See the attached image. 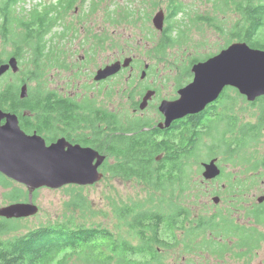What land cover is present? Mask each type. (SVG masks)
<instances>
[{
	"label": "rangeland",
	"instance_id": "obj_1",
	"mask_svg": "<svg viewBox=\"0 0 264 264\" xmlns=\"http://www.w3.org/2000/svg\"><path fill=\"white\" fill-rule=\"evenodd\" d=\"M47 1L41 0L40 3ZM79 2L76 4L77 11L74 13L73 10H70L68 13L66 24H69V30L66 37L63 38L64 40L53 38L52 50L47 53L50 58L48 56L37 58L32 44L27 45L24 42L11 40L5 42L0 28L1 59H6L7 54L16 50L17 46L22 45L25 50L19 62L20 71L14 76L8 75L7 80L19 83V79L22 77L35 76L36 80L26 79L28 88L29 86L36 87L37 83H40L42 89L56 91L60 96L81 97V104H91L110 110L113 106L118 105V94L115 89L119 84L123 85V79L131 72L130 78L134 82L152 84L158 88L159 96L166 97L175 94L176 89L174 87L177 84L184 83L186 69L193 56L202 57L206 54L215 53L225 44L226 39L230 38L228 31L236 19L232 8L220 10L218 8L219 2L216 3V0L214 2L213 0H87L86 2ZM94 2L97 4L92 10L91 5ZM174 2L181 3L185 10L165 18L164 25L176 26L179 30L176 39L180 42L168 45L165 51L157 56L155 46L161 34L152 26L151 18L158 9H162L167 16L170 12V4ZM35 3L38 4V0H18L14 6L18 4L16 9L20 10L19 7L22 4V7L29 9ZM121 8L125 9L124 12L121 11ZM13 14L19 15L15 11ZM216 14L215 23L223 27V30L209 25L204 20H195L197 16L211 17ZM173 35H177V30L173 31ZM49 39L51 38L49 37ZM62 48L65 52L64 65L61 66L55 63L51 52ZM125 56L134 57L131 71H122L120 77H117V80L109 86L103 84L100 87L90 83L92 80L90 73L97 67L122 59ZM35 59L38 60V64L34 63ZM42 62L45 63L47 69L44 70V65H40ZM144 63L149 64L155 71L154 74L151 73L148 78L141 81L139 74ZM226 95L233 106L230 111L236 112L243 103H239L241 101L236 98V94L231 90ZM227 96H225L226 99ZM148 110V114L153 111L152 107ZM123 111L127 112L128 110L124 107ZM203 151L201 149L200 153ZM204 159H207L206 154H200L198 160L204 161ZM188 166V179H193L199 187L197 189L190 187V189L183 191L179 188L180 184L171 185L165 188L162 195L160 192H150V189L138 180L120 176L112 177L109 172H106L101 180L81 189L90 210L94 212L85 216L79 214L78 211L65 208V204L72 196L71 190L68 188L71 185L67 187L68 189L64 187L60 189L39 188L34 191L36 195H33L34 203L38 206L37 213L33 216L13 220L6 223L5 226L10 223L18 224L20 227L15 232L22 233L40 224L71 217V219L83 222L85 225L100 224L111 229L115 235L128 237L135 243L137 239L124 224L123 219L116 214L115 207L117 205L132 204L149 197L153 201H157L161 195L163 200L161 209L163 211L168 212L177 205L188 210L189 220L187 224L190 220L194 221L201 216H212L224 211V202L217 207L212 205L211 196L213 194L211 191L214 187L211 188L210 185L201 183L203 178L201 171L197 173L199 171L197 165L190 162ZM224 167L225 169L230 167L231 171L233 167H236V164L224 165ZM240 167L241 165L239 169ZM247 173L249 172L247 171ZM239 174L244 175V173ZM9 181L10 184L7 179H0V206L10 202L27 200V196L24 197V192H27L26 187L12 180ZM251 186L255 187H252L246 196L254 201L262 191L258 189L259 183ZM13 188H20L23 192H21L22 194L19 193L21 195L19 199L12 200L10 198L9 201L7 193ZM234 218L243 224L245 223L246 226H255L264 233V223H255L252 218L245 215V211H240ZM1 236L6 237V234ZM178 238L180 243L165 255L167 264H264V241L252 254L243 258L240 255H234L233 249L238 252L236 248L231 247V244L236 241L235 237L222 241L219 236L217 237L219 240H213L219 241L221 244L222 242L228 244L222 253V257L200 250L187 252L182 243L184 241L182 232L178 233ZM230 249L232 250L229 252Z\"/></svg>",
	"mask_w": 264,
	"mask_h": 264
},
{
	"label": "trees",
	"instance_id": "obj_2",
	"mask_svg": "<svg viewBox=\"0 0 264 264\" xmlns=\"http://www.w3.org/2000/svg\"><path fill=\"white\" fill-rule=\"evenodd\" d=\"M17 1L0 0V28L5 42L9 40L19 42L13 28L14 20L19 21L27 30L28 39L34 38L39 42L51 25L50 21L47 20L48 12L34 10L30 14V18L16 17L12 12L18 6V4L14 6ZM217 2H219L218 8L220 10L232 8L236 16L228 31L230 38L226 39L222 47L232 41L242 40L252 47L264 49V0H216ZM175 3L170 7V10H172L171 15L184 12L185 9L182 4ZM72 6L70 5L69 9ZM216 19L217 14L211 17L197 16L195 20H204L209 25L223 30V27L215 23ZM174 30H177V35H173ZM164 32V39L159 48L160 53H163L168 45L180 42L176 39L179 32L176 26L169 24L165 27ZM36 54L41 56V53L38 54L37 52ZM212 54H206L202 57L193 56L189 60L187 72L193 62ZM5 60L0 57V63ZM37 61L34 60V63L38 64ZM16 74H18V71L16 73L7 71L0 76L1 109L15 113L36 110L45 113L56 111L69 122L75 120L80 111H98V119L106 124L109 123L110 111L107 109L92 108L90 104H81L69 99L62 100L57 98V92L42 89L40 83H37L36 87L29 86L28 88L27 85V97L20 98L19 86L25 82L24 78H20L19 83L6 79L8 75L14 76ZM35 78V76L31 77L33 80H36ZM182 84L179 83L178 85ZM33 97L38 98L31 102ZM261 97H264V95ZM51 98L55 100H51ZM261 103L264 104V99L261 100ZM185 126L187 130L180 131L178 142H172L173 146L170 143V137L165 138V151L154 142L151 135L117 137V147L121 152L118 156L115 173L123 178H131L142 182L152 193L160 192L162 195L163 191L161 192V190L164 185L180 184L181 190H186L184 186L188 185L186 179H188L187 171L189 167L186 161L194 156V149L198 147L200 140L204 138L203 135L217 138L219 132L212 134L209 131L206 133L196 131L191 134V128L187 122ZM105 129L102 124L99 141L95 143V146L110 155L108 125ZM244 133L253 136L251 133ZM177 144L180 146L174 147ZM212 149L213 152H210L209 156L216 154L214 148L211 146L208 148V150ZM161 151L168 158L163 159L160 166L156 163L154 156ZM173 156L179 157V159L173 158ZM199 156L200 154H198V159ZM197 168L199 171L201 170L199 163H197ZM104 171H110L107 162ZM0 179L7 178L0 177ZM7 181L9 184L11 183L8 179ZM68 186H64V188H69L72 196L65 204V208L78 211L82 216L94 213L90 210V206L82 194L81 189L84 186ZM21 192L23 191L20 188L11 189L7 193L8 200L10 201V198L12 200L19 199ZM34 194L36 195V192ZM26 196L27 192H24V197L26 198ZM160 196L157 201H153L149 197L136 203H124L115 207L116 214L123 219L124 224L137 239L135 243L128 237L115 235L111 229L100 224L85 225L83 222L71 219V217L40 224L22 233L15 232L20 227L18 224L10 223L5 226L6 223L19 219L1 220L0 264H167L165 255L180 243L179 232H182L184 237L182 243L184 250L187 252L200 250L219 257H222L223 251L228 246L227 243L221 244L219 241H213L214 239L219 240L217 238L219 236L222 241L235 237L236 241L231 244V247L236 248L238 252L233 249L234 255H240L243 258L252 254L264 241V233L260 232L255 226L239 227L223 214L201 216L194 221L190 220L187 224L189 220L188 210L181 205H177L168 212L163 211ZM254 222L264 223V214L254 215ZM5 234L6 237L1 236ZM198 240L199 242H194Z\"/></svg>",
	"mask_w": 264,
	"mask_h": 264
},
{
	"label": "flooded vegetation",
	"instance_id": "obj_3",
	"mask_svg": "<svg viewBox=\"0 0 264 264\" xmlns=\"http://www.w3.org/2000/svg\"><path fill=\"white\" fill-rule=\"evenodd\" d=\"M40 1L41 0H38V4H33V6L29 7V9H25L24 7L20 6V10H17L16 8L15 10H13L17 14H19L18 16L20 18H30V14L33 13L34 10L48 12L47 20L50 21L51 25L39 42L34 38L28 39L27 30L21 25L19 21L14 20L13 28L16 36L19 39V42H24L27 45L32 44V48L36 57L48 56L47 53L52 50L51 44L53 38L64 40L63 38L66 37L67 31L69 30V24H66V19L69 11L73 10L75 13L77 11L76 4L80 3L79 1L86 2L87 0H48L46 3H40ZM96 4L97 3L94 2L91 5L92 10H94V6ZM173 4L174 3H171L170 7ZM175 4L179 5L180 3L176 2ZM70 5L73 6L69 9ZM124 10V8H121L122 12H124ZM23 12H27L28 14ZM171 13L172 10H170L167 16L165 15V18L174 15H171ZM151 23L152 26L156 29L152 22V18ZM165 27L166 26L164 25L163 30L156 29L161 34L155 46V54L157 56L162 54L160 53L159 48L164 39ZM49 37L51 39H49ZM23 51L25 50L22 45L17 46L16 50L7 54V57L15 56L18 62H20V58H22L24 54ZM37 52L38 54L41 53V56H37ZM64 52L65 51L63 48L51 52V54L53 55V60L56 64L61 66L64 65ZM17 55H19V57H17ZM48 57L50 58V56ZM125 58H130L129 64L127 66L121 67L117 73L110 75L102 80L94 79V75L99 68H103L107 64H110L117 60L123 61ZM117 60L105 63L104 65H101L94 71H92L90 73L92 79L90 83L97 86L103 84L109 86L115 80H117V77H120L122 71L125 72L127 70H132V62H134V57L125 56L124 58ZM35 61H37V59H35ZM146 64L147 63H144L143 68L140 70L139 79L141 81H143L145 78H148L151 73L154 74L155 71V69L151 68L149 64L147 69H145ZM40 65H44V70L47 69V66L44 62L40 63ZM144 69L146 72L144 76L141 77ZM9 71L13 72L11 70H8V72ZM19 71L20 65L18 72ZM131 75V72H129L128 76L126 75V78L123 79V85L121 86L119 84L115 89L116 93L118 94V105L113 106L110 110H108L110 111L108 124H106L105 122H101L100 119H98V111H80L77 118L72 122H69L66 118H64L60 113L56 111L47 113L41 110L23 111L21 113H15L12 111L10 112L16 114L18 118V124L26 135L40 136L41 138H43L46 145L56 142L60 138H64L68 142L79 143L82 146H89L92 149L97 150L100 154H105V160L100 165L99 170L104 175L106 173L104 171V166L108 161V165L110 166V171L108 172L112 177L119 176L115 173V168L118 164V156L121 152V150L117 147V137H131L133 135H138V137H140L143 135H151L154 138V142L160 145V147L165 151V138L170 137V143L172 144V146V142L177 143L180 136V131L187 130V127L185 126L186 122L191 128V134L195 133L196 131H200L201 133H206L207 131H209L212 134L219 132L217 138H214L213 136L208 137L206 135H203L204 138L200 140L198 147L194 149L196 155L194 154V156L186 162L187 165H189L190 162L195 165L199 163L201 166L200 171L202 174V171L204 169L202 166V162L217 158V164L221 169V176L212 179H201V183L210 185L211 188L214 187V189H212L211 191V194H213L211 196V201L213 203L212 205L217 207L222 205L224 202V211L215 214H223L228 216L232 223L239 227H249L246 226L245 223L243 224L242 222L237 221L234 217L242 210L245 211V215L252 218L253 220L254 215L258 213L264 214V199H258L261 196H264V104L261 103V100H263L264 97L260 96L253 101H248L245 95L239 93L236 88L225 87L220 96L213 102L209 103L204 110L194 114H187L181 118H176L172 120L168 126H165L163 124L165 117L160 110L162 101L173 100L177 98L178 88L190 81L189 79L192 77L191 71L189 70V73L186 71V79L184 80V84H177L174 87L176 89L175 94L167 95L166 97L159 96L158 88L152 84H142L134 82V80L130 78ZM31 77H23L25 81L24 83H26V79H30ZM229 90L236 94V98L241 101L239 103H243L239 106L236 112L230 111L233 109V106L232 103L228 101L229 98L226 95ZM149 91L152 92V95L147 99L146 105L141 108L140 102L142 101L143 96ZM59 96L60 95H58L57 98H60L62 100L69 99L81 103V97L70 95ZM225 96H227V99L225 98ZM37 98L38 97H33L31 99V102H33L34 99ZM51 100L55 99L51 98ZM90 107L94 108L95 106L90 104ZM124 107L128 110L127 112L123 111ZM150 107H152L153 111L151 114H148V109ZM4 123L5 119L1 120L0 125ZM101 123H103L104 129L106 128V125H108L109 128L110 155H107L104 150H99L98 147L95 146V143L99 141L100 127L102 125ZM159 124H162V126H159ZM244 132L251 133L253 136L245 134ZM179 146L180 145L177 144L174 147L177 148ZM210 146L216 151L215 155L209 156V153L213 152V149L208 150ZM201 149H203L204 151L200 153ZM203 153L206 154L207 159H204V161H199L198 154ZM154 157L156 163L160 166V162L163 159L166 160L168 158L167 155H164L163 151L158 152ZM173 158L176 157L173 156ZM176 159H179V157ZM223 163L226 166H228L229 164H236V167H233L230 171L231 168L227 167L225 169ZM240 165L241 167L239 169ZM200 171H198L197 173H199ZM247 171L249 173H247ZM239 173H244V175H240ZM0 175L1 177L6 178L3 174L0 173ZM178 182L179 181L177 180V183ZM186 183H188V185L184 186L185 189H190V187L197 189L199 187L193 179H186ZM258 183L260 184V186H258V189L263 193L261 192L256 197V200L252 201L249 199V197L246 196V194L252 187H255L251 185H255ZM167 186L168 185H164L161 192L164 191ZM179 188L181 189V186ZM214 196L219 197L218 201L215 202L212 200V197ZM4 219L5 218L0 217V221ZM194 242H199V240Z\"/></svg>",
	"mask_w": 264,
	"mask_h": 264
},
{
	"label": "water",
	"instance_id": "obj_4",
	"mask_svg": "<svg viewBox=\"0 0 264 264\" xmlns=\"http://www.w3.org/2000/svg\"><path fill=\"white\" fill-rule=\"evenodd\" d=\"M164 12L158 10L152 17L157 30H163ZM130 58L115 61L99 68L95 80H102L127 66ZM148 64L145 65L147 69ZM19 62L9 56L0 63V76L8 70L17 72ZM145 69L141 77L145 74ZM192 77L177 90V98L163 100L160 106L164 114V125L168 126L176 118L198 113L216 100L225 87L236 88L248 101L264 95V49L250 46L246 41L236 40L222 47L217 53L204 60H198L190 67ZM27 85L19 89L20 97L27 95ZM152 95L146 93L140 107L146 105ZM0 173L6 178L24 185L28 201H17L0 206V217L5 219L33 216L38 206L33 201V192L46 187L59 189L65 185H91L103 177L99 170L105 159L104 154L89 146L71 143L64 138L46 145L37 135H26L18 124L15 113L0 108ZM162 126V124H159ZM204 179L220 175L217 158L202 162ZM218 196L212 197L218 201ZM263 200L264 196L258 198Z\"/></svg>",
	"mask_w": 264,
	"mask_h": 264
},
{
	"label": "bare ground",
	"instance_id": "obj_5",
	"mask_svg": "<svg viewBox=\"0 0 264 264\" xmlns=\"http://www.w3.org/2000/svg\"><path fill=\"white\" fill-rule=\"evenodd\" d=\"M22 5V4H21ZM27 87V86H26ZM21 88V87H20ZM216 178V177H215Z\"/></svg>",
	"mask_w": 264,
	"mask_h": 264
}]
</instances>
